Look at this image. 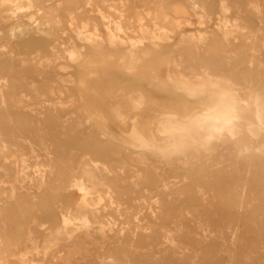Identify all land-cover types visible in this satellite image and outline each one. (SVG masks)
I'll return each mask as SVG.
<instances>
[{
    "label": "bare ground",
    "instance_id": "obj_1",
    "mask_svg": "<svg viewBox=\"0 0 264 264\" xmlns=\"http://www.w3.org/2000/svg\"><path fill=\"white\" fill-rule=\"evenodd\" d=\"M263 27L264 0H0V264H264V158L129 146L223 119L213 76L264 89ZM99 77L130 90L89 109ZM149 87L188 101L141 117Z\"/></svg>",
    "mask_w": 264,
    "mask_h": 264
},
{
    "label": "clouds",
    "instance_id": "obj_2",
    "mask_svg": "<svg viewBox=\"0 0 264 264\" xmlns=\"http://www.w3.org/2000/svg\"><path fill=\"white\" fill-rule=\"evenodd\" d=\"M212 79L218 87L210 89L202 100L206 105L219 104V111L225 113L223 119L203 126L185 122L169 127L162 136H133L129 146L165 159L189 152L210 155L224 145L242 161L264 158V89L237 84L226 75Z\"/></svg>",
    "mask_w": 264,
    "mask_h": 264
},
{
    "label": "rangeland",
    "instance_id": "obj_3",
    "mask_svg": "<svg viewBox=\"0 0 264 264\" xmlns=\"http://www.w3.org/2000/svg\"><path fill=\"white\" fill-rule=\"evenodd\" d=\"M216 23L217 21L213 19L208 24L199 25L194 18H191L189 19V22L186 21L183 22L178 30H186L193 33L196 30H209L210 27L215 28ZM253 23L254 24L252 25V30L257 29L259 25L255 21ZM256 59L260 62H264V46H260ZM99 78H98L99 81L97 82V86H85V88L81 90L84 96V104L89 109L98 108L100 110H104L108 102L107 98L105 97L106 92H110V93L112 92L117 94V93L127 92L128 90H130L129 87L115 84V82L109 81L108 79H105L103 77H99ZM148 89L151 93L153 92V97H152L153 99L150 101L152 103H155V106L152 108L148 107L149 109L146 108L147 110L145 109L144 111L139 113V115L144 118H151L155 116L156 110H158L160 107L168 106L169 104H172L178 99L188 101V98L186 96L175 94L170 90H165L163 92L164 100L161 101V98H157V96L155 95L156 94L155 92H157L158 90H155L152 87L151 88L149 87Z\"/></svg>",
    "mask_w": 264,
    "mask_h": 264
}]
</instances>
